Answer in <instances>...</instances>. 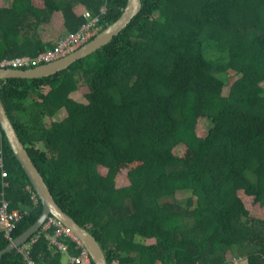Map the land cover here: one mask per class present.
<instances>
[{
  "label": "trees",
  "instance_id": "trees-1",
  "mask_svg": "<svg viewBox=\"0 0 264 264\" xmlns=\"http://www.w3.org/2000/svg\"><path fill=\"white\" fill-rule=\"evenodd\" d=\"M126 3L12 0L0 6V59L53 47L39 30L54 13L67 33L106 5L104 29ZM141 3L69 67L0 79L4 109L55 201L109 264H264V0ZM80 83L86 102L70 96ZM30 190L0 125V204L27 211L10 237L0 228V250L42 213ZM30 252L36 264H64L43 232ZM0 264L25 261L15 248Z\"/></svg>",
  "mask_w": 264,
  "mask_h": 264
},
{
  "label": "water",
  "instance_id": "water-1",
  "mask_svg": "<svg viewBox=\"0 0 264 264\" xmlns=\"http://www.w3.org/2000/svg\"><path fill=\"white\" fill-rule=\"evenodd\" d=\"M141 0H127L126 6L120 16L112 23L102 29L91 40L74 50L70 54L57 60L39 64L30 68L2 67L0 68V79L8 77L36 78L54 74L69 67L75 61L91 54L108 43L115 35L136 16L141 9ZM0 125L5 133L7 141L15 154L17 160L25 170L32 187L41 200L43 210L37 220L25 231L13 238L4 248L0 250L1 255L13 250L32 237L43 225L48 216H55L64 224L69 226L87 248L94 264H109L98 240L86 228L77 223L69 216L55 201L43 176L32 161L28 151L20 140L13 123L11 122L4 106L0 100Z\"/></svg>",
  "mask_w": 264,
  "mask_h": 264
},
{
  "label": "built area",
  "instance_id": "built-area-1",
  "mask_svg": "<svg viewBox=\"0 0 264 264\" xmlns=\"http://www.w3.org/2000/svg\"><path fill=\"white\" fill-rule=\"evenodd\" d=\"M105 11L106 5H103L100 8V12L97 15H92L89 11H86L84 13L86 21L82 23L78 30L65 33L55 43H53V47L41 51L35 56L23 55L13 59H0V68L10 67V65L18 66L20 68H30L39 64L57 60L70 54L91 40L103 29L100 22V14H104ZM5 175L6 172L3 171V176ZM31 192L32 198L36 201L38 199L36 192ZM26 212V210L22 211L19 208L10 207L9 201L4 199L2 200L0 204V228L4 230L7 237H10L16 222L20 220ZM50 228H54V233L50 234L47 232ZM41 232L44 233L53 246L57 247L63 256H67L65 264H92V259L83 242L69 226L52 215L48 216L40 230L30 237V240L25 241L17 247L25 261V264H36L34 259L31 257L30 248L31 244L38 239ZM61 237H67L69 238V241L65 242L61 239ZM72 242H74L73 249L77 250V253H72L69 250V244ZM112 264L122 263L114 259Z\"/></svg>",
  "mask_w": 264,
  "mask_h": 264
},
{
  "label": "rangeland",
  "instance_id": "rangeland-1",
  "mask_svg": "<svg viewBox=\"0 0 264 264\" xmlns=\"http://www.w3.org/2000/svg\"><path fill=\"white\" fill-rule=\"evenodd\" d=\"M11 2L12 0H0V6H8L11 4ZM52 17H53V20L49 22L48 24L47 23L42 24L39 30L41 32V36L43 37V40L49 43H55L60 37L63 36V33L66 32L63 26H59V24L62 22L61 14L54 13ZM230 75L234 77V74L230 73ZM79 85H80L79 86L80 88L72 92L70 96L77 101L86 102L84 93L87 91V88L86 86H84V83H80ZM64 114L65 113H61V114L59 113L58 115L55 116V119L57 120L61 119V117H63ZM197 129L200 134H203L205 131L204 126L201 123L198 124ZM181 150L182 149L179 147L177 149V152H181ZM127 183H128V179L123 177V178H119V181L117 184L125 185ZM187 194L188 193L179 192L176 194L175 197L178 199H184ZM259 209L260 208H258L256 211L259 212ZM234 257H237V256L234 253L232 254V252L229 250L227 253L228 260H232ZM66 261H67V256H63L62 262L65 264ZM235 263L236 264H247V259H245V257H242L240 260H236Z\"/></svg>",
  "mask_w": 264,
  "mask_h": 264
},
{
  "label": "crops",
  "instance_id": "crops-1",
  "mask_svg": "<svg viewBox=\"0 0 264 264\" xmlns=\"http://www.w3.org/2000/svg\"><path fill=\"white\" fill-rule=\"evenodd\" d=\"M59 14H60V13H59ZM52 16H53V15H52ZM52 20H53V17H51V19H50L49 22H51ZM49 22H48V23H49ZM48 23H47V24H48ZM62 23H63V20H62V22L59 24V26H62ZM62 31H64V30H62ZM65 33H66V32H64L63 35H64ZM40 34H41V32H40ZM41 38L43 39L42 36H41Z\"/></svg>",
  "mask_w": 264,
  "mask_h": 264
}]
</instances>
